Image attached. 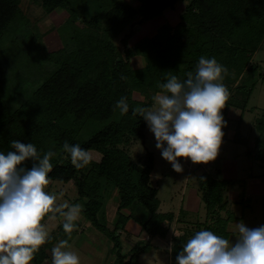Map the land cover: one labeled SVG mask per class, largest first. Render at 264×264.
<instances>
[{
  "label": "trees",
  "instance_id": "trees-1",
  "mask_svg": "<svg viewBox=\"0 0 264 264\" xmlns=\"http://www.w3.org/2000/svg\"><path fill=\"white\" fill-rule=\"evenodd\" d=\"M29 1L47 15L57 10L66 12L57 30L63 46L39 53L36 59L30 56L25 64L16 58L19 54L7 59L0 56V151L10 150L13 139L33 143L41 155L51 149L55 155L50 158V181L73 183L77 197L72 203H79L84 220L112 242L117 256L114 264H140V256L153 247L152 239L166 238L176 215L159 211L158 189L151 180L153 152L145 147L142 164H137L122 149L131 141L140 140L145 145L147 122L133 114V109L150 108L154 94L163 91L161 84L170 75L186 78L185 73L195 70L201 55L215 57L227 68L222 82L238 85L236 78L247 68L253 52L264 44V0H137V8L126 0ZM179 2H186V6L178 25L165 22L154 36H143L130 44L136 25L175 9ZM29 25L22 0H0V44L10 34L15 36L14 44L20 39L34 44ZM121 34L117 46L114 40ZM32 46L37 56L39 48ZM22 49L21 57L27 52ZM137 56L145 59L140 68L131 63ZM29 67L34 68L35 75L28 77ZM260 80L264 82V77ZM134 93L142 99H136ZM251 94L252 88L246 86L232 89L224 108L245 110ZM121 96L129 104L124 114L115 108ZM255 127L258 134L248 153L264 174V111ZM65 141L79 144L100 159L74 167L61 147ZM25 166L31 163L26 161ZM234 183L210 172L198 177V196L205 206L206 220L190 223L183 235L173 237V261L197 230L206 228L229 239L228 224L237 218L225 192ZM114 189L119 201L111 228L106 206ZM52 216L61 219L58 213H49L41 222ZM131 222L148 238L123 253L120 231ZM74 223L77 229L65 233L60 221L31 263L51 261V248L58 240H67L69 246L79 228Z\"/></svg>",
  "mask_w": 264,
  "mask_h": 264
},
{
  "label": "clouds",
  "instance_id": "clouds-1",
  "mask_svg": "<svg viewBox=\"0 0 264 264\" xmlns=\"http://www.w3.org/2000/svg\"><path fill=\"white\" fill-rule=\"evenodd\" d=\"M227 68L215 57L201 55L195 70L183 80L170 75L162 84L163 91L152 97L150 108L133 109L146 122L155 138V147L171 167L182 171L178 157L193 163L215 160L227 125L221 109L229 91L222 83ZM121 114L129 111L124 96L115 101ZM10 150L0 151V264H30L34 253L51 236L41 221L49 213L62 217L61 227L71 233L80 217L81 205L57 204L56 196L46 191L52 168L49 149L41 155L36 146L19 139L9 142ZM76 168L89 164L90 151L79 144L61 145ZM31 166L26 167L25 162ZM235 242L203 228L192 234L175 256L176 264H264V224L249 228L245 223L232 226ZM146 264H161L157 253L144 257ZM51 264H80V257L70 250L67 240L51 248Z\"/></svg>",
  "mask_w": 264,
  "mask_h": 264
},
{
  "label": "rangeland",
  "instance_id": "rangeland-1",
  "mask_svg": "<svg viewBox=\"0 0 264 264\" xmlns=\"http://www.w3.org/2000/svg\"><path fill=\"white\" fill-rule=\"evenodd\" d=\"M126 1L135 8L139 6V2L137 0ZM185 4L186 2H179L176 5L175 9L166 10L163 15L152 19L150 22L140 27L136 25L133 29L135 31V34L133 35L132 39H130V44H133L144 35H148L150 37L154 36L158 28L165 22L169 23L171 26L178 25L180 21L179 16L185 9ZM22 8L25 16L30 21L29 28L32 33V37L35 38V42L33 44L32 42H29V40L20 39L17 43L14 44L13 40L15 36L13 34H10L6 36L3 42L0 44V56H6L7 59L8 55L12 56L14 54H19L16 58L22 60V63L25 64L28 62V60H31L30 56L36 59L38 58L39 53L54 52L62 48L63 44L57 30H59V27L64 22L67 16L66 12H64V10H57L56 12H52L51 14L47 15L40 7L35 6L29 0H22ZM124 32L126 33L128 32V30L126 29ZM122 35L123 34H121L114 40L117 46L120 43L119 40ZM35 44L39 48L37 56L34 54V51L32 49V45ZM28 46H30V48H28ZM21 48L27 50L23 57L20 56L22 53ZM250 59L251 60L248 63L247 68L244 69L236 78L238 79L236 80L238 85L235 84L236 82H222L224 83L228 91H232V89H235L238 86H246L248 89L252 88V95L247 107L248 110L243 113V121L240 126L234 115L238 114V111L233 114V116L235 117L233 118L234 120H226L227 125L222 128L224 135L222 137V143L219 147L218 154L215 160L209 161L207 163H193L186 157H178L177 159L181 163L182 171H175L171 167L170 162L161 157L160 151L155 147L156 141L154 135L149 130L148 126L146 128L145 145H143L140 140L123 144V151L128 155L132 162L137 164H142L143 158L146 153L145 147L149 151L153 152L154 169L151 174V180L153 186L158 189L160 212H174L176 218L180 215L179 221L184 220V222L187 223L188 221H205L206 209L204 204L201 201L200 203L189 201L188 197L185 195V188H192L193 186L197 185L196 174L200 173L201 170L196 173L195 168H198L199 164H202L207 168L213 167V173H215L214 171L217 168L226 170L229 167L232 176L235 177V175H237L235 172L238 171L237 167H245V165L248 163V160L247 158H245L243 153H241V156L239 155V153L253 144V138L257 134V131L254 127L255 119L256 117H259L264 111V82L260 80L262 76L264 77V44H261L256 49V51L253 52ZM134 60L135 58L133 59V62ZM144 63L145 59L143 57H136V66H142L144 65ZM27 71L28 77L30 73L32 75H35L34 68L30 69L29 67L27 68ZM8 78H10L8 80L10 82L11 77ZM134 97L136 99H142V97L138 93H134ZM223 112L224 111L221 109V113L224 117ZM229 112H233V109H230ZM250 141H252L251 144ZM91 154L93 159H100V155L96 153ZM235 159H239L240 162L239 160L235 161ZM188 163H190L191 165H189ZM47 189L56 196L57 204L63 203L65 201H67L68 203H72L73 200L77 197L76 189L72 182L64 184L62 182L50 181V183L46 186V190ZM254 190L258 192L260 190V186L258 185ZM263 191H261L260 194H262ZM257 196L258 195H256V197ZM262 197L263 196H258L253 200L244 202L243 206L240 204L238 206H236L235 204L232 206L234 208L235 214L240 217V220L238 222L242 221L249 228L258 227L261 224H264V201L262 200ZM118 201V190L114 189L110 194V197L108 198L106 206L108 226H110L115 219V209L117 208ZM181 209L182 212H180ZM48 221L44 224L46 226V230L50 235L53 232V229H55L60 224V221H62V217L61 219H57L52 216V222L50 221V219ZM77 221H75L79 225L77 234L82 232V236L87 238L80 240L82 236H80L79 234L80 248L75 247V245L73 246V244H70V250L75 251L79 255L81 260L83 258V264H94V258L92 256L91 258H89V255H94L98 258H95L96 264H114L117 256L112 251V242L108 241V244L106 243L107 246H104V235L102 236L101 232H99L96 228L90 226L85 220L78 222ZM234 224L232 226H234ZM177 225L178 223L176 224V222H174L172 225H169L174 233L170 236V240H165L166 248L171 247L172 239L174 236H179L180 234H182V229H180V227H177ZM51 227L52 230L50 229ZM110 227L112 228V226ZM75 229H77V226L73 228V230ZM94 234H97L99 236H97L98 241L93 243L92 241H90L92 239H89L88 237H91V235ZM120 234L123 253H127L136 242L144 240L143 237L145 236V232L141 231L139 225H136L132 229L126 227L125 230L120 231ZM76 235L72 239L71 243L78 239L75 238ZM233 235L230 240L235 242V237H233ZM154 239H152V242ZM158 242H160V247L163 248L164 241H161L159 239L157 240V243ZM55 244H57V242ZM109 245L111 247H108ZM75 248L78 251H76ZM152 248L151 251L146 252L140 256V264H146L144 257H150L152 255V252L154 251V249L152 250ZM156 253L161 264H170V261L168 259L169 255L164 249H160ZM30 264L32 263L30 262Z\"/></svg>",
  "mask_w": 264,
  "mask_h": 264
},
{
  "label": "crops",
  "instance_id": "crops-1",
  "mask_svg": "<svg viewBox=\"0 0 264 264\" xmlns=\"http://www.w3.org/2000/svg\"><path fill=\"white\" fill-rule=\"evenodd\" d=\"M150 21H147L144 24H146V23H148ZM144 24H142V25H144ZM142 25H140V26H142ZM144 36H148V35H144ZM134 58H135V60L133 62V59ZM135 61H136V57H133L131 59V63H132V66L134 68H140V67H142V66L145 65V63H144V65H142V66H136L135 65ZM249 102H250V100H249ZM247 107H248V105H247ZM247 107L245 108V110H241V109H238V108H235V107L222 108V110L224 111L223 112L224 113V119L227 120V121H230V120H234L233 118L236 117L237 122H239V126H240L241 123H242V121H243V113L248 110ZM230 109H233V112H229ZM236 111H238L237 112L238 114H234ZM227 112H228V115H227ZM233 114L235 115V117L233 116ZM256 119H257V117H256ZM256 119H255V121H256ZM254 127H255V123H254ZM255 129H256V127H255ZM257 134H258V132H257ZM256 135L253 138V144L251 146H248L247 149H245L244 151H242V152L239 153L240 156H241V153H243V155L245 156V158H247V160H248L247 162L248 163L245 165V167H242V166L237 167L238 171L235 172L237 174V175H235V177L232 176L229 167L226 170H224L222 168H217L214 171L215 173H213V170H214L213 167L207 168L204 165L199 164L198 168H195V172L196 173L199 170H201L200 173L196 174V176H197V185L196 186H193L192 188H189V187L185 188V195L188 197V200L189 201H192L194 203H200V198L198 196V188H197V186H198V177L201 174H203L205 172H210L216 178H219V179H229V180H232L233 182H235L234 184H230L228 186L226 192H225L226 197H227V199L229 201V204H230L229 205L230 206V209L233 211L235 217L237 218L234 221L229 222V224H228V231L230 232L229 240H230V238L233 235V232H232V229H231L232 225L240 220V217L235 214L234 208L232 206L234 204L236 206H238L239 204L243 206L244 202H248L250 200H253V199L257 198L258 196H263L262 197V200L264 201V195H263L264 194V191H263V188H264V174H263L261 168H259L257 166V163H256L255 159L253 158V155H251V154L248 153L254 147V139H255ZM251 142L252 141H250V144H251ZM240 156H239V159H240ZM239 159H235V161H237ZM239 162H240V160H239ZM188 164L191 165L190 163H188ZM258 185L260 186V190L258 192H256L254 189ZM261 191H263L262 194H260ZM256 195H258V196L256 197ZM180 212H182V209L180 210ZM179 218H180V215L176 218L177 221H175V222H176V224L178 223V225H179V226L177 225V227H180V229H182V231H181L182 234H180V235H183L184 234L185 227L189 226L190 223L193 224V223L198 222V221H196V222L188 221V223H187V222H184V220L179 221ZM81 219L84 220V218L80 214V217H79L78 221H82ZM50 221L52 222V217L50 218ZM135 226H136V224L135 223L132 224V222H131L126 227L132 229ZM50 229L52 230V227ZM173 233L174 232H173V230L170 227V231H169L168 235L166 236V238H162V237H159V236L154 237L156 239L153 238L154 239L153 240L154 244H153V248H152V250L154 249V251H156V252H158V250H160V249H164L168 253V255H169L168 259L170 261V264H176V261H173L171 259V257H170V248L171 247L170 248H166L165 240H168ZM79 234H80V236H82V232H80ZM79 234H77L76 237H75V238H78V239H76V241H74V242L71 243V245L73 244V246L75 245V247H78V248H80V244H79L80 240L87 238V237H83L82 236V238H80V240H79ZM101 235L103 236L102 233H101ZM97 236H99V235L94 234V235H91V237L89 236L88 238L89 239H92L90 241H92L94 243V242L98 241L97 240L98 239ZM144 237H143L144 240L148 238L147 235H146V233H145V236ZM159 239L161 241H164L163 248L160 247V242L157 243V240H159ZM108 241H109L108 238L104 235V238H103V242L105 244L104 246H107L106 243L108 244ZM110 245L108 247H111ZM76 251H78V250L76 249ZM91 256L94 258V264H96L95 263L96 262L95 261V258L96 259H98V258L96 256H94V255H89V258H91ZM86 257H87V255H86ZM43 264H51V261L50 260H47ZM80 264H83V258H82V260L80 259Z\"/></svg>",
  "mask_w": 264,
  "mask_h": 264
}]
</instances>
